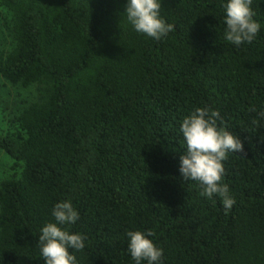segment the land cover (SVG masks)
Masks as SVG:
<instances>
[{"label": "trees", "instance_id": "obj_1", "mask_svg": "<svg viewBox=\"0 0 264 264\" xmlns=\"http://www.w3.org/2000/svg\"><path fill=\"white\" fill-rule=\"evenodd\" d=\"M223 2L163 0L175 31L157 41L132 29L126 0H0L13 14L0 76L37 86L0 133L16 169L0 181V264H44L40 229L69 199L79 264H134L130 230L155 233L163 264H264V0L239 47L223 38ZM196 107L243 143L224 162L228 211L180 175Z\"/></svg>", "mask_w": 264, "mask_h": 264}, {"label": "clouds", "instance_id": "obj_2", "mask_svg": "<svg viewBox=\"0 0 264 264\" xmlns=\"http://www.w3.org/2000/svg\"><path fill=\"white\" fill-rule=\"evenodd\" d=\"M163 0H126L124 15L132 29L157 41L175 31L161 14ZM253 0H224L223 38L239 47L251 44L261 31L254 19ZM218 121V110L196 107L186 115L179 129L185 146L180 157V175L184 181H195L201 187L200 195L208 199L218 197L228 211L235 204L229 185L224 183V162L230 153L243 151L239 137ZM51 215L38 236L40 255L44 264H79L76 253L86 247V237L71 230L80 219L72 201L54 204ZM152 230L128 231V252L134 264H163L164 250L152 237Z\"/></svg>", "mask_w": 264, "mask_h": 264}, {"label": "rangeland", "instance_id": "obj_3", "mask_svg": "<svg viewBox=\"0 0 264 264\" xmlns=\"http://www.w3.org/2000/svg\"><path fill=\"white\" fill-rule=\"evenodd\" d=\"M0 18V55L12 49L13 35L11 24L13 14L5 7H1ZM37 98V86L28 87L13 85L0 76V133H7L11 120L17 116L24 107ZM14 160L3 150H0V181L12 177L16 173Z\"/></svg>", "mask_w": 264, "mask_h": 264}]
</instances>
